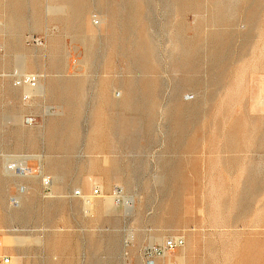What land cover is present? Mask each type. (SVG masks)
<instances>
[{
  "label": "rangeland",
  "instance_id": "rangeland-1",
  "mask_svg": "<svg viewBox=\"0 0 264 264\" xmlns=\"http://www.w3.org/2000/svg\"><path fill=\"white\" fill-rule=\"evenodd\" d=\"M175 235L155 264H264V0H0V260Z\"/></svg>",
  "mask_w": 264,
  "mask_h": 264
},
{
  "label": "built area",
  "instance_id": "built-area-1",
  "mask_svg": "<svg viewBox=\"0 0 264 264\" xmlns=\"http://www.w3.org/2000/svg\"><path fill=\"white\" fill-rule=\"evenodd\" d=\"M101 189L96 188L93 195L99 196L101 195ZM114 195L118 196V200H120V197L123 195V190L120 187H116L114 192ZM186 243V240L183 236H171L166 238L161 243H152L148 244L143 249V257L147 261V264H155L153 261L155 259H162L167 254L174 253L176 250L182 248ZM2 264H12V259L8 256H4L1 258ZM157 264V263H156ZM173 264H182V263H173Z\"/></svg>",
  "mask_w": 264,
  "mask_h": 264
},
{
  "label": "bare ground",
  "instance_id": "bare-ground-1",
  "mask_svg": "<svg viewBox=\"0 0 264 264\" xmlns=\"http://www.w3.org/2000/svg\"><path fill=\"white\" fill-rule=\"evenodd\" d=\"M80 194H81V196L80 197H82L83 199H84V202H85V204H86V209L88 210V209H91V207L93 206V197H94V195L92 194V195H90V196H85V195H83L82 193H81V191H80ZM115 196V198H117L118 196H116V195H114ZM118 199V198H117ZM2 245V244H1ZM1 248V247H0ZM165 257H167V256H165ZM12 264H14V261H13V258H12Z\"/></svg>",
  "mask_w": 264,
  "mask_h": 264
},
{
  "label": "crops",
  "instance_id": "crops-1",
  "mask_svg": "<svg viewBox=\"0 0 264 264\" xmlns=\"http://www.w3.org/2000/svg\"><path fill=\"white\" fill-rule=\"evenodd\" d=\"M1 248H2V246H0ZM1 248H0V250H1Z\"/></svg>",
  "mask_w": 264,
  "mask_h": 264
}]
</instances>
